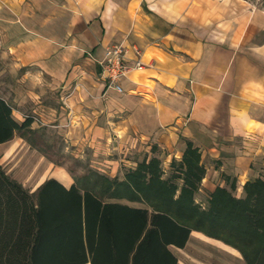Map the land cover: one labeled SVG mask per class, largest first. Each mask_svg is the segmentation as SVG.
Instances as JSON below:
<instances>
[{"label": "crops", "instance_id": "1", "mask_svg": "<svg viewBox=\"0 0 264 264\" xmlns=\"http://www.w3.org/2000/svg\"><path fill=\"white\" fill-rule=\"evenodd\" d=\"M187 9L173 15L143 0H0V49L25 69L24 101L54 100L41 107L47 121L91 147L96 163L112 171V153L126 155L137 142L179 159L188 144L205 167L201 187L211 193L234 181L239 195L264 175V32L232 23L226 32L209 29ZM119 43L131 62L138 49L143 63L121 79V92L99 79L104 48ZM57 171L30 190L48 178L69 187L71 177L65 184ZM193 244L205 246L203 264H223L225 253L242 257L194 230L174 248Z\"/></svg>", "mask_w": 264, "mask_h": 264}, {"label": "trees", "instance_id": "2", "mask_svg": "<svg viewBox=\"0 0 264 264\" xmlns=\"http://www.w3.org/2000/svg\"><path fill=\"white\" fill-rule=\"evenodd\" d=\"M32 122L16 121L0 97V143L15 134L31 142ZM198 161L187 144L177 194L153 159L123 180L88 169L69 187L48 178L34 190L0 165V264H177L169 247L183 248L192 230L236 248L245 264H264V180L246 181L242 198L216 187L201 209L193 202L204 173ZM117 187L152 199V210L119 201Z\"/></svg>", "mask_w": 264, "mask_h": 264}, {"label": "rangeland", "instance_id": "3", "mask_svg": "<svg viewBox=\"0 0 264 264\" xmlns=\"http://www.w3.org/2000/svg\"><path fill=\"white\" fill-rule=\"evenodd\" d=\"M143 2L155 3L161 10L173 15L183 12L185 8L192 7L193 16L198 17L207 28L217 29L221 32L231 29V23L241 31H244L250 24L254 32H264V0H143ZM0 40H5V37ZM24 74L25 69H16L7 54L0 49V96L4 97L14 109L12 116L15 120L20 122L24 116L33 118L31 124L33 133L26 134L32 140L31 142L19 134H15L11 140L0 144V165L11 178L27 189H32L39 183L41 176L45 178L56 169L64 170L73 182V176H79L88 169L96 170L110 179L115 177L118 180H123L126 172L135 170L141 162L146 163L153 159L156 161L157 170L159 169L160 178L176 184L175 194L179 192L182 185V172L179 169L181 158L169 157L163 150L149 142H137L126 155L120 151L112 153L111 156L118 161V165L112 171L108 165L96 163L97 157L93 155L91 147L74 142L72 134H67L64 130L53 126L56 124L55 121H47L48 118L44 115L41 107L46 102L55 104L54 100L42 99L39 96L35 102L24 101L29 97L31 87L23 79ZM57 104L63 106L61 102ZM13 142H16L17 149L9 157H5L6 147ZM199 164L201 163L199 162ZM201 165L204 168V176L205 167L203 164ZM35 169L36 172H34ZM202 178L193 194V202L204 209L207 207V200L211 193L201 187ZM258 178L264 180V175L261 174ZM217 187H223L228 192L232 189L231 194L236 198H242L245 194L242 190L237 195L238 184L234 181H227L223 186ZM114 196L119 201L132 206H145L149 210L153 208L151 206L154 202L152 199L133 196L126 188L117 187ZM251 246L250 248H253ZM169 248L176 257L177 264L207 263L204 245L193 244L182 250L171 246ZM223 264H245V262L242 257L234 258L225 253Z\"/></svg>", "mask_w": 264, "mask_h": 264}, {"label": "built area", "instance_id": "4", "mask_svg": "<svg viewBox=\"0 0 264 264\" xmlns=\"http://www.w3.org/2000/svg\"><path fill=\"white\" fill-rule=\"evenodd\" d=\"M133 53L135 58L131 62L127 56L128 48L121 43L112 44L104 48V55L99 60V79L103 82L105 88L121 92V79L129 72L143 68L140 51L134 48Z\"/></svg>", "mask_w": 264, "mask_h": 264}, {"label": "bare ground", "instance_id": "5", "mask_svg": "<svg viewBox=\"0 0 264 264\" xmlns=\"http://www.w3.org/2000/svg\"><path fill=\"white\" fill-rule=\"evenodd\" d=\"M16 149H17V144H16V142L10 143V144L6 147V149H5V151H4V156H5V157H9V156H10V155H11ZM34 172H36V169H35ZM55 176H56L60 181L64 182L65 184L68 183L69 176H68V174H67L66 172H64L63 170L58 169V171L55 172ZM43 177H44V176H41L39 182L43 180Z\"/></svg>", "mask_w": 264, "mask_h": 264}]
</instances>
